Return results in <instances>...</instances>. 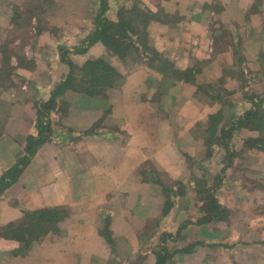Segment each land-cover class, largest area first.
Wrapping results in <instances>:
<instances>
[{"label": "crops", "instance_id": "1", "mask_svg": "<svg viewBox=\"0 0 264 264\" xmlns=\"http://www.w3.org/2000/svg\"><path fill=\"white\" fill-rule=\"evenodd\" d=\"M11 1L0 0V35L13 27ZM53 1L59 7L45 19L33 18L25 43L15 38L8 45L17 54L7 61L8 75H0V178L22 166L21 156L28 157L1 190L0 230L24 210L62 207L67 216L57 234L47 233L26 254L17 240L0 236V264H156L162 245L170 252L192 247L174 252L170 264H264V151H241L243 140L257 132L235 130L243 137L240 153L224 171L217 166L213 173L219 182L215 197L227 218L197 223L193 215L202 196L197 191L203 188L190 177L195 165L210 168L213 156L194 164L203 146L198 141L203 134L194 128H204L220 106L205 101L195 84L176 79L188 71L199 82L221 79L228 93L243 92L242 84L229 87L242 79L238 48L262 87L257 60L264 58V0ZM134 6L154 16L147 43L163 60L155 65L165 62L170 70L151 68L148 56L121 58L101 40L89 44L100 18L115 21L120 9ZM4 40L0 36V52ZM19 43H24L20 51ZM95 59L117 67L120 83L102 87L94 97L64 90L43 119L50 128L47 138L29 154V137L38 135V107L67 78L69 62ZM232 104L227 108L233 116L251 106L242 99ZM154 172L183 192L167 211ZM151 241L154 249L147 245Z\"/></svg>", "mask_w": 264, "mask_h": 264}, {"label": "trees", "instance_id": "2", "mask_svg": "<svg viewBox=\"0 0 264 264\" xmlns=\"http://www.w3.org/2000/svg\"><path fill=\"white\" fill-rule=\"evenodd\" d=\"M29 17L35 16V13H30ZM154 18L151 12L144 10L138 6L132 8H122L118 11L115 21L109 20L105 17L100 18L97 22L98 29L89 38V44L96 40H101L108 50H111L119 57L124 58L128 55L137 54L141 59L147 54V64L151 68H155L160 72H165L169 69V65L165 62H161L159 65H155L157 60L163 61L160 55L147 43V27L150 23V19ZM18 22L13 15V27L17 28ZM20 26V25H19ZM138 44V46H137ZM4 51L5 49L2 48ZM6 54V51H4ZM20 65H24L22 61ZM70 73L67 78L57 85V88L53 92L49 101L41 103L37 111L36 127L38 131L37 137H29L27 142V152L32 154L36 145L44 141L49 133L50 128L44 125V117H48L50 112L56 108V98L64 90L71 89L75 92L87 95L89 97L100 96L102 87H109L119 84L122 75L120 71L114 65H111L104 59H95L84 62L81 65H76L69 62ZM173 74L176 73L172 70ZM183 78L184 81L195 84L197 89H203L204 92L208 89V85H202L195 75L188 73V71L182 72V74H176V79ZM206 84V83H204ZM209 96V95H208ZM251 106L242 114L235 117L234 125L227 126L221 125V134L225 139L224 147L226 149L225 158L227 163L222 167L224 171L226 167L231 164L232 157L235 156V151L229 148L227 143L230 139L231 131L234 127L244 128L249 131L257 132V136L246 137L243 140L242 150L257 149L264 151V96L254 98V96H248L246 98ZM212 101L216 104H224L219 95H215ZM67 104H64L65 108ZM61 109L64 113V109ZM222 111L219 109L216 112L210 113L207 117V126L210 129L211 135H213L217 124L222 120ZM226 127V128H225ZM92 132V131H91ZM206 141V140H205ZM212 144H219L216 139H212ZM208 143V142H207ZM28 160L27 156H21L19 158L20 166L17 164L13 167L6 176L0 178V193L4 186L8 185L9 181L6 178H15L21 168L26 164ZM153 177L159 186L161 194L165 195V208L166 211L174 204V198L183 194L181 190H174L171 188L169 180L160 175L157 172L153 173ZM163 177V178H161ZM215 183L207 185L206 181L202 182L203 189L197 191V194L201 196V205L199 207V213L201 215L195 220L197 223L207 222L211 220H219L227 218V210L218 202L215 197V188L219 184L214 179ZM205 186V187H204ZM67 216V212L62 207H44L34 210H24L23 216L16 222L9 223L3 226L0 230V236L5 238L15 239L19 242V252L26 254L29 247L34 242L41 241L47 233H58V223ZM107 229V228H106ZM104 236L109 240L108 232L104 233ZM191 246L184 248L183 250H177L170 252L169 249L162 245L155 253L156 264H168L174 252L186 253L190 251Z\"/></svg>", "mask_w": 264, "mask_h": 264}, {"label": "rangeland", "instance_id": "3", "mask_svg": "<svg viewBox=\"0 0 264 264\" xmlns=\"http://www.w3.org/2000/svg\"><path fill=\"white\" fill-rule=\"evenodd\" d=\"M11 3H13L14 15H15V19L18 22V25H17V28H14L13 33H11V32L8 33L5 30L0 35L2 39H5L3 41V43H5V45L3 47H1V52H0V68H1L0 69V75H4V77H6L8 75V72L12 70L9 63H7V61L9 60V58L11 57L12 54L15 55V53H16V52H12V46L10 47L8 45L11 44L15 40V38H19L21 41H23L25 43V41H27L28 37L30 36L29 26L32 25V23H34L33 18L45 19L46 17H48V13H50L51 11L58 8L60 5V4H54L53 0H13V2L11 1ZM42 9H44V10H42ZM43 11H45L47 13H43ZM30 13H35V16L29 17V15H31ZM40 15H42L43 17H40ZM45 15H46V17H44ZM24 43L18 44L19 48H17V49H19V51L21 50ZM2 48L5 49L4 51H6V54L4 53ZM237 49L234 50L235 51V59H239V61L237 63H238V67L240 69L239 71H241L242 79L238 78L239 82L237 81L234 84H229V87H233V86L239 87L242 84V86L245 87L243 90V92L245 94H243V92H241L242 91L241 89H238L237 91L232 92V94L228 93L229 90L225 89L223 87V84H225V83H223V81L221 79L209 80L208 82L201 81V84L203 86L208 85V89H206L207 92L206 91L204 92V100L205 101L212 103L213 102L212 101L213 96L219 95L221 97L222 101L224 102V104H221L218 102V105L220 106L219 109L222 111L221 122L225 121V125H227V126H229L228 123H234L235 117H236V116L231 115V113L229 112V109L227 108L229 105H231V107L233 106L232 102L236 103L237 100L242 99V100H246V102L249 104V101L246 99L248 96H250V95L254 96L255 99L258 98L259 96H264V91L262 93H260L261 89L264 87V80L261 81L263 83L262 87L260 85H258V83L260 82V79H261L260 76H259V80H258L257 76L255 75L256 70H255L254 66L251 67L252 65L250 62L247 61V63H242V59L239 57L240 52L237 51ZM232 54L234 55L233 52H232ZM247 54H248V51H247ZM262 54L264 55V52ZM147 56L149 57V54H147ZM257 61L259 62V65H258L259 73H261V71L264 73V58L259 59ZM233 66H234V64L232 65V68H233ZM234 74H235V72H234ZM243 75H246V78H244ZM235 76H237V75H235ZM204 83H206V84H204ZM257 91L259 92V94L255 93ZM63 105H64V103H63ZM215 107H217V106H214V110H216ZM223 107H225V112H223ZM222 124H224V123H222ZM220 129H221V127H220ZM220 129L217 131V127H216L213 135H211L210 129L207 126V122H206L204 128H201V127H195L194 128V132L196 134H199V135L203 134V137L201 136L202 138L198 139V141L203 146H202L201 150L199 151L198 155L197 156L194 155V164L196 162H200V163L202 162V159L200 157H204V158L208 159V157L213 156L210 159V166H211L210 168L208 167V165H204V167L205 168L207 167V168L204 169V171H202L200 168H198V165H195L194 174H193V176L190 177V179L193 180L197 184V186H199L200 188H203V184H202L203 180L206 181V184L209 186L214 184L215 183L214 179H216V177L214 178V176H213L214 174L216 175L215 169H217V166H218V168L221 170V168L225 165V163H227V158H225L226 149L223 146L225 143V139L223 138V135L221 134ZM239 129L240 128H237L235 126L234 130L231 131L230 136L234 139V140L232 139V141L234 142L233 145L231 144L230 139H226V140H228L227 143L229 144V148H231L232 151H235V154L240 153L241 147H240V144L238 143L239 142L238 139H240V138L243 139V137H241L240 134L238 135V131H235V130H239ZM241 129H244V128H241ZM233 133H234V135L232 136ZM216 138H217V141L219 142V144H212L211 140L216 139ZM202 172H204V173H202ZM229 176H231V175H229ZM217 183H218V181H217ZM199 207H200V205L196 206L197 211L193 215L194 219H197V217H199L201 215V213H199V211H198ZM226 215H228V214H226ZM154 243L155 242L152 243V241H151V242H148L147 245H151V247L154 249L155 248ZM167 247H168V249H171L169 246H167ZM135 262H137V261H133V262L131 261L130 264H132V263L135 264ZM137 263H139V262H137ZM114 264H120V263L117 262ZM168 264H170V261H168Z\"/></svg>", "mask_w": 264, "mask_h": 264}]
</instances>
